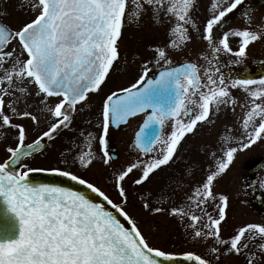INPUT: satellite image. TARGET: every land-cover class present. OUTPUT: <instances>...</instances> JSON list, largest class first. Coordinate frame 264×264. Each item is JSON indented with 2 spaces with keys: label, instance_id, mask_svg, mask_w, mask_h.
I'll return each instance as SVG.
<instances>
[{
  "label": "snow or ice",
  "instance_id": "6c2138e0",
  "mask_svg": "<svg viewBox=\"0 0 264 264\" xmlns=\"http://www.w3.org/2000/svg\"><path fill=\"white\" fill-rule=\"evenodd\" d=\"M17 10L29 17L19 28L0 22V137L15 143H5L7 158L0 162V264H264V224L238 226L225 236L231 200L216 191L238 154L264 143V74H231L248 60L250 46L264 43V17L256 23L250 0H207L206 6L204 0H19ZM234 16L243 21L239 27L230 26ZM145 17L165 28L167 41L151 46L147 60L133 55L134 82L106 95L95 115L92 96L103 93L114 66L128 62L118 43L125 26L141 25ZM196 38L207 48L192 60ZM177 56L184 59L174 63ZM229 114L235 123L225 124L216 144L200 152L209 162L203 179L196 181L193 163L185 161L186 169L155 190L147 187L181 160L182 142ZM139 116L137 159L117 168L110 129ZM42 119L46 130L26 145ZM237 126L239 137L233 134ZM64 134L67 148L55 164L31 167L28 161ZM96 162L109 170L120 203L71 171ZM32 173L66 177L89 191L36 182ZM249 185V191H264V183ZM129 188L137 189L146 212L174 219L205 255L151 247L125 211ZM180 193L177 203L173 196Z\"/></svg>",
  "mask_w": 264,
  "mask_h": 264
},
{
  "label": "rangeland",
  "instance_id": "374dc122",
  "mask_svg": "<svg viewBox=\"0 0 264 264\" xmlns=\"http://www.w3.org/2000/svg\"><path fill=\"white\" fill-rule=\"evenodd\" d=\"M18 3L19 0H0V22H3L14 29L19 28L20 24L25 19L29 18L17 10ZM204 4L206 6L207 0H204ZM252 5L257 9L255 17L253 18L258 24L260 19L264 17V6L260 7L259 5L256 7L257 5L255 3ZM207 15L208 13L202 8L200 19L204 20ZM242 23L243 21L240 18L234 17L230 26L239 27ZM235 39L238 41V38H233L230 41L234 50L237 48V46L234 45V43H236ZM166 41L167 35L165 28L155 26L153 21L148 17L144 18L141 25H126L122 33V40L118 43L121 56H127L128 62L125 63L122 60L118 66H114L115 71L110 73V78L106 82L107 86L104 87L103 93L101 95L92 96V112L95 115H98L101 101L104 97H106V95H110L113 91H120L124 87L131 86L134 82L138 68V63L132 64L134 54H138L142 59L147 60L151 56L148 49L151 46L162 45ZM260 44V42H257L250 46L248 60L245 61L244 64L253 58L251 56H253L254 53L263 49ZM206 48V42L196 38L192 45V60H195L196 55L202 53L206 50ZM183 59L184 58L181 56L173 57V62L179 63ZM228 59V57H224L225 61ZM237 95H239V93H237ZM79 119L80 118L77 117L78 121ZM141 121V118H137L132 120L124 129H120L116 132H112L110 130V143H112V146L115 149V153L112 154L115 157H118V160L116 161L117 168L127 166L131 162L136 161L137 152H135L132 142L134 133L138 129ZM234 123L235 118L229 114L227 117H219L214 126L201 128L197 135L187 139V143L182 142V146L180 148L181 160H179L175 165H172L171 168H165L160 171L157 180L153 181L152 184L147 185V187L155 190L170 176L177 173L178 170L186 169L187 165L185 164V161L193 163V170L195 173L194 179L196 181L203 179L205 176L204 167L209 162L202 155H200V152L203 150L204 146L216 144L217 135L222 131L225 124L232 125ZM46 128L47 121L42 119L40 129L33 131L29 135V138L25 141V144L27 145L28 143H32L36 138H38V135L42 134V132L46 130ZM94 131L98 132L99 129H95ZM170 131L171 129L167 128L165 130V134H170ZM233 134L239 137L240 130L238 126ZM67 135L69 134L62 135L55 142H47L46 154H36L33 160L28 161L31 167L49 168L54 165L57 159V153L62 148H67ZM5 143L15 146L14 137L9 138L6 142H4L3 138L0 137V162H3L7 158V153L4 150ZM94 149L97 153H99L98 143L94 145ZM263 154L264 143H258L253 146L252 149L238 154L230 172L216 186V191L218 193L228 194L231 200V207L228 212V224L224 229L225 236H228L233 228L238 226H245L250 223L264 224V217L254 211L251 207L250 199L246 196V184L248 180L247 172L250 168L251 160L256 156ZM60 166L61 168L65 167L64 165ZM71 171L101 188V190L104 191L114 203L121 202L118 193L113 186V180L109 175V170L105 169L100 162H96L94 166H91L87 170L80 168L79 165L76 164L75 166H72ZM136 175H139V172H137ZM128 183H130V181ZM140 194H142V192ZM128 196L129 202L125 206V211L129 213L131 218L136 222L137 227L141 231L142 235L145 236L151 247L176 255H183L188 252L202 256L205 255V249L201 245L191 243L189 240L185 239L182 229L177 226L174 219L169 218L166 215H155L146 212L141 206L142 201L139 199L137 189L129 188ZM182 197L183 193H180L178 196H173V199L178 203ZM152 203L153 207L159 206L155 203V201ZM227 264H243V260L234 259L228 261Z\"/></svg>",
  "mask_w": 264,
  "mask_h": 264
},
{
  "label": "flooded vegetation",
  "instance_id": "af4514ba",
  "mask_svg": "<svg viewBox=\"0 0 264 264\" xmlns=\"http://www.w3.org/2000/svg\"><path fill=\"white\" fill-rule=\"evenodd\" d=\"M251 4L255 3L258 7L264 6V0H250ZM255 7V6H254ZM256 11L254 13L255 17ZM239 18L238 16H234ZM233 17V19H234ZM234 45L238 48V41L235 39ZM263 48L262 50L257 51L254 53L253 58H251L246 64L235 66L231 69L232 75H252L259 77L261 74H264V64H261V61L264 60V43L260 44ZM236 48V50H237ZM229 71V69H226V72ZM110 149L115 153V149L112 146V143H110ZM197 156V155H196ZM248 180H247V193L246 196L250 199L251 207L262 215L264 217V191H261L260 189H252L249 191V181L252 182V184L264 183V154L258 155L254 159L251 160L250 168L248 169Z\"/></svg>",
  "mask_w": 264,
  "mask_h": 264
},
{
  "label": "water",
  "instance_id": "95a60500",
  "mask_svg": "<svg viewBox=\"0 0 264 264\" xmlns=\"http://www.w3.org/2000/svg\"><path fill=\"white\" fill-rule=\"evenodd\" d=\"M142 124H143V122H142ZM142 124L140 125V127L142 126ZM126 125H121L120 127H124ZM119 128L112 127L111 129L116 131ZM138 131H139V129H138ZM134 138H135V136H134ZM133 145H134V143H133ZM32 178L34 181L40 182V183H52V184H55L56 186L67 187V188H70L72 190L81 191V192H88L89 191L88 189L84 188L83 186L77 185V184H75V182L68 180L66 177L50 176L47 173H32ZM93 200H94V202L103 204L108 211H112L115 215H117V218L120 219L121 222L124 223L126 227H128L129 229L131 228V225H128L127 221H125L123 217H120L119 214L116 213L115 210L112 209L111 206L108 205L106 201H103L102 198L93 196ZM0 219H2V217H0Z\"/></svg>",
  "mask_w": 264,
  "mask_h": 264
}]
</instances>
